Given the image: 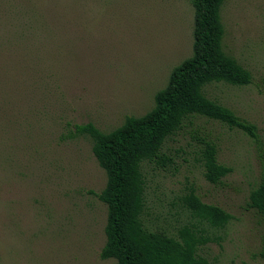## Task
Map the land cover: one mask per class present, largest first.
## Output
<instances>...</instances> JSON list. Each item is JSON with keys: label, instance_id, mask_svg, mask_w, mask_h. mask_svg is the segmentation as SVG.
Segmentation results:
<instances>
[{"label": "rangeland", "instance_id": "1", "mask_svg": "<svg viewBox=\"0 0 264 264\" xmlns=\"http://www.w3.org/2000/svg\"><path fill=\"white\" fill-rule=\"evenodd\" d=\"M194 19L192 0H0V264H116L100 257L108 213L94 193L107 174L75 125L108 133L151 110L193 54ZM222 22L224 50L253 78L205 93L257 137L188 119L165 143L171 162L144 164L143 219L171 235L196 223L183 202L193 189L233 216L222 230L199 224L210 238L200 254L264 264V216L248 205L264 177V0H227ZM208 142L232 168L218 185L204 175Z\"/></svg>", "mask_w": 264, "mask_h": 264}, {"label": "trees", "instance_id": "2", "mask_svg": "<svg viewBox=\"0 0 264 264\" xmlns=\"http://www.w3.org/2000/svg\"><path fill=\"white\" fill-rule=\"evenodd\" d=\"M226 1L192 0L193 54L172 70L167 86L156 93L151 110L143 116L126 117L121 126L108 133L92 122L75 125V135L91 138L93 154L107 174L106 186L94 193L107 206L108 213L106 242L100 252L103 260L112 259L116 264H219L200 254L210 238L199 224L222 230L233 216L217 205L203 202L192 189L183 202L196 223L182 226L176 235L149 229L143 219L147 203L143 170L145 163L163 167L171 162L163 152L165 143L194 116L257 137L255 125L205 93L206 86L213 83L247 86L253 78L224 50L222 9ZM202 163L211 184H220L232 171L218 162L216 146L209 142L202 151ZM248 205L264 216V177L250 192Z\"/></svg>", "mask_w": 264, "mask_h": 264}]
</instances>
